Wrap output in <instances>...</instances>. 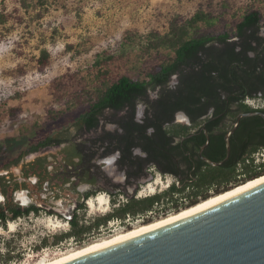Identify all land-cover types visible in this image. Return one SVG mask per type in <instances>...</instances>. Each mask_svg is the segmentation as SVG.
I'll return each mask as SVG.
<instances>
[{
    "label": "trees",
    "instance_id": "1",
    "mask_svg": "<svg viewBox=\"0 0 264 264\" xmlns=\"http://www.w3.org/2000/svg\"><path fill=\"white\" fill-rule=\"evenodd\" d=\"M217 17L200 9L184 21L173 17L164 33L150 32L143 51L163 49L168 53L165 59L152 63L136 75L122 73L110 77L107 63L114 56L98 58L93 64L97 67L95 84L86 89V106L72 122L74 132L66 128L46 135L1 165L9 169L21 164L22 176L36 175L40 190L49 182L54 197L60 196L55 189L62 188L59 181L75 177L95 184L100 170L94 160L115 151L119 152L116 164L124 172L126 185L146 177L151 169L174 178L162 191L143 197L126 195L125 201L119 202L111 212L90 221H83L77 212L84 207L85 200L101 188L86 191L67 218L69 229L52 235L50 243L69 238L81 243L111 219L144 216L158 205L170 206L175 212L264 174V119L259 115L240 119L230 135V155L222 165L209 164L198 154L206 141L203 125L209 142L202 155L218 162L226 155L224 134L232 127L235 117L241 112H264V106L253 107L246 102L247 99H264L263 14L258 9H249L232 27L216 30ZM48 57V51L42 49L37 59L40 68L47 64ZM139 104L144 105V110L137 119ZM10 111L13 113L15 108ZM177 112H183L189 123L176 121ZM107 123L115 124L116 128L103 129L90 144L79 139L81 133L97 131ZM62 143L58 154H62L64 164L57 159V154H51L55 163L51 170L47 169V155L24 159L42 148ZM260 150L263 155L256 162L255 153ZM26 186L12 171L0 173V224L3 227L8 220L40 211L33 203L22 204L15 199V192ZM114 187L117 194H124L119 185ZM114 194L110 193L112 204H115ZM48 243L49 235L40 240L37 249ZM13 258L19 261L21 255H14L7 244L0 253V262L9 264Z\"/></svg>",
    "mask_w": 264,
    "mask_h": 264
},
{
    "label": "rangeland",
    "instance_id": "2",
    "mask_svg": "<svg viewBox=\"0 0 264 264\" xmlns=\"http://www.w3.org/2000/svg\"><path fill=\"white\" fill-rule=\"evenodd\" d=\"M200 9L218 16L214 28L218 30L232 27L249 9H258L264 17V0H0L3 19L0 21V173L12 171L17 175L18 166L4 169L1 165L46 135L66 128L74 132L72 122L86 106V89L95 84L97 67L93 64L98 58L114 56L107 63L110 77L141 73L152 63L165 59L168 53L163 49L143 51L147 35L164 33L173 17L184 21ZM42 49L48 51L49 57L47 64L40 68L37 59ZM246 102L253 107L264 106V99H247ZM12 108H15L13 113ZM143 110L144 105L139 104L137 119L142 117ZM175 120L186 122L178 116ZM115 128V124L107 123L97 131L81 133L79 139L90 144L103 129ZM57 151V147H46L24 159ZM110 156L114 157L113 163L106 165L104 158ZM257 156L261 160L262 156ZM106 157L96 160L101 178L97 183L101 190L96 195L102 192L109 196L108 209H91L87 198L84 207L77 212L83 221L111 212L119 202L125 201L126 195H150L166 189L174 181L171 175L163 176L151 169L146 177L126 185L124 172L116 164V153ZM156 178L161 179L156 190L153 193L145 190L148 182ZM114 185H119L124 194H117ZM110 193H115V204ZM24 195L25 201L15 192V199L22 204L36 202L40 211L8 220L6 227L0 224V253L9 244L14 255H21L19 261L13 258L9 264H34L51 259L91 240L140 224L144 219L174 212L170 206L158 205L144 216L111 219L81 243L69 238L52 244V235L69 229L67 218L75 207L73 197L45 201L44 194L34 199L26 192ZM182 202L186 203L185 199ZM49 209L53 212H48ZM49 218L60 220L62 225H51ZM9 221L14 223L12 228ZM47 235L49 243L37 249L40 240Z\"/></svg>",
    "mask_w": 264,
    "mask_h": 264
},
{
    "label": "water",
    "instance_id": "3",
    "mask_svg": "<svg viewBox=\"0 0 264 264\" xmlns=\"http://www.w3.org/2000/svg\"><path fill=\"white\" fill-rule=\"evenodd\" d=\"M253 115L264 119L261 110L235 117L224 134L226 155L218 162L202 155L209 142L203 125L206 141L199 156L209 164L222 165L230 155V135L242 117ZM60 264H264V183L184 221L124 238Z\"/></svg>",
    "mask_w": 264,
    "mask_h": 264
},
{
    "label": "bare ground",
    "instance_id": "4",
    "mask_svg": "<svg viewBox=\"0 0 264 264\" xmlns=\"http://www.w3.org/2000/svg\"><path fill=\"white\" fill-rule=\"evenodd\" d=\"M177 116L180 119H184L186 121V116L179 112ZM108 164L112 163V158H106ZM161 182V179L156 178L153 181L148 182L146 185L145 190H148L150 193H153L156 190V185ZM264 183V174L255 177L253 179L246 180L245 182L239 183L231 188L222 191L220 193L211 194L206 199L200 200L197 203L180 208L175 212L167 213L159 218L152 219L149 222H139L140 224L132 225L128 228H123L121 231L115 232L108 236L100 237L89 242L84 243L83 245L73 248L69 251L61 253L58 256H55L51 259H42L34 264H60L65 261H68L76 256L81 254L90 252L92 250L101 249L104 247L111 246L116 244L117 242L123 240L124 238H132L135 236L140 235L142 232H152L156 229L168 227L174 223L184 221L197 213L204 212L208 210L211 206L223 203L247 188L256 186L258 184ZM19 196L23 199V195L19 194ZM109 197L106 196L104 193H99L94 197H90L87 199V204L91 209H102L103 211L108 209L109 204ZM49 223L54 226H61L62 223L60 220L56 219L53 220L52 218L48 219ZM9 226L12 228L14 223L9 221Z\"/></svg>",
    "mask_w": 264,
    "mask_h": 264
},
{
    "label": "flooded vegetation",
    "instance_id": "5",
    "mask_svg": "<svg viewBox=\"0 0 264 264\" xmlns=\"http://www.w3.org/2000/svg\"><path fill=\"white\" fill-rule=\"evenodd\" d=\"M136 116H137V113H136ZM176 116H177V114H176ZM63 145H64V143H62L60 145H54V146H48V147H57L58 150H59ZM35 153H37V152H35ZM115 153H116V160H117V158L119 157V152L115 151ZM56 154H57V159L62 162V160H61L62 159V154H58V151L56 152ZM40 155H47V160H48L47 169L51 170L53 168V165L55 164L53 162V160H52L53 156L50 155V154L48 155V154H43V153L39 154L38 153L33 158H35L36 156H40ZM49 158H51V159H49ZM101 158H103V157H101ZM106 158H112V163H113V159H114L113 156L106 157ZM106 158H104V162H105L106 165H108V163L106 161ZM97 159H100V158H97ZM96 160H94L95 164H96ZM62 164H64V163L62 162ZM18 167H19V171H20L17 174L18 177H19V181L20 182L24 181L27 184L26 188H22V189L16 191L17 195H19V194L23 195V199L21 198L23 201H25V199H26V197L24 195V192H26L30 197H33V199L36 198V196L39 195V194H44L45 195V201H46V199L47 200H49V199L50 200H59V199L60 200H63V199L66 200L68 196H72L73 200H74V202H73L74 206L76 207V205L83 200V195H84V193L86 191L93 190L95 188H99V185L97 183L101 179L100 177H97V180H96L95 184H90L88 182L81 181V180H79L78 178H75V177H72L69 181H66V182L59 181L58 185L62 186V188L59 189L57 187L55 189L60 194V196L54 197V192L51 191L50 188H49V182L48 183L45 182L44 183L45 187L42 188V190H40L38 188V186H37V182H38L37 176L36 175H32V176H29V177H23L22 174H21V164ZM32 178H34V179H32ZM106 190H108L109 192L112 191L111 189H106ZM19 191H21V193ZM95 195H93V196H95ZM93 196H90V197H93ZM90 197H88V198H90ZM29 203H33L37 207H40V206H38L36 204V202L32 201V202H29ZM49 210H52V209H49Z\"/></svg>",
    "mask_w": 264,
    "mask_h": 264
},
{
    "label": "built area",
    "instance_id": "6",
    "mask_svg": "<svg viewBox=\"0 0 264 264\" xmlns=\"http://www.w3.org/2000/svg\"><path fill=\"white\" fill-rule=\"evenodd\" d=\"M259 154H260L261 156L263 155L262 153H255V156H256V157H255V161H256V162H258V161L260 160V159H259V156H257V155H259ZM108 197H109V196H108ZM0 198H1V197H0ZM127 217H129V215H128Z\"/></svg>",
    "mask_w": 264,
    "mask_h": 264
}]
</instances>
